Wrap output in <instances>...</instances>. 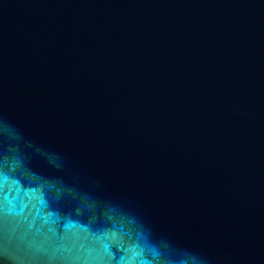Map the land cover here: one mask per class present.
<instances>
[{"label": "water", "instance_id": "obj_1", "mask_svg": "<svg viewBox=\"0 0 264 264\" xmlns=\"http://www.w3.org/2000/svg\"><path fill=\"white\" fill-rule=\"evenodd\" d=\"M0 264H264V0H0Z\"/></svg>", "mask_w": 264, "mask_h": 264}]
</instances>
